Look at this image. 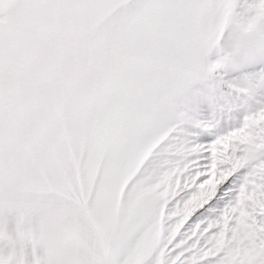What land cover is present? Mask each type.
<instances>
[{"label": "snow or ice", "instance_id": "snow-or-ice-1", "mask_svg": "<svg viewBox=\"0 0 264 264\" xmlns=\"http://www.w3.org/2000/svg\"><path fill=\"white\" fill-rule=\"evenodd\" d=\"M0 264H264V0H0Z\"/></svg>", "mask_w": 264, "mask_h": 264}]
</instances>
